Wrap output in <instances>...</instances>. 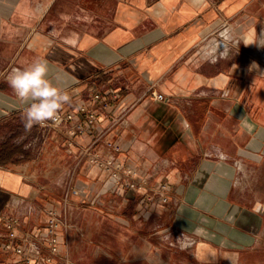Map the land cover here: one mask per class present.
<instances>
[{
	"label": "crops",
	"instance_id": "obj_1",
	"mask_svg": "<svg viewBox=\"0 0 264 264\" xmlns=\"http://www.w3.org/2000/svg\"><path fill=\"white\" fill-rule=\"evenodd\" d=\"M36 58L98 135L25 127L8 76ZM52 211L51 264H264V0H0V264L49 253Z\"/></svg>",
	"mask_w": 264,
	"mask_h": 264
},
{
	"label": "built area",
	"instance_id": "obj_2",
	"mask_svg": "<svg viewBox=\"0 0 264 264\" xmlns=\"http://www.w3.org/2000/svg\"><path fill=\"white\" fill-rule=\"evenodd\" d=\"M227 22H224L222 25V28L218 30L219 33H223L225 30H227ZM220 43V41H218ZM161 100H165L166 97L163 94H159L157 96ZM94 99H99L101 101L102 107L109 106V100L102 97L101 93H96L94 95ZM60 119L59 123H54L51 121H48L45 123V126H49L50 124L54 125H62L65 123H72L71 126V134L72 135H78L83 134L87 129L93 130V132H96V111L93 108H89L85 105H82L80 107V115H76L74 112H67L63 113L60 112ZM96 135L97 132H96ZM112 146L113 144L110 143ZM117 150L120 149L119 146H115ZM91 161L99 166L104 167L106 170L109 171L111 177L117 182V183H123L126 182L129 187L136 188L142 190L144 188V182H137L136 180L127 181L124 179V170L126 175H135L136 172L131 168H124L123 164L121 162L116 161L112 157L102 158L98 153H95L91 156ZM169 185L167 183H161L159 186H157L151 193L146 195V199L149 201H155L159 200L161 202H168L169 200ZM51 217L47 224V231L45 234L40 236V241L47 242L49 245V253L47 255L42 256L40 247L37 246V242H34L33 244L36 245L32 250H28L24 245H17L14 246L13 243L9 242L5 244V248L8 250H14L17 254H19L25 264H51L54 255L58 253V227L60 225L57 214L55 211H52ZM19 220L17 218H11L7 224L9 229H13L18 224ZM11 236H14V232H11ZM35 259H37L35 261Z\"/></svg>",
	"mask_w": 264,
	"mask_h": 264
},
{
	"label": "clouds",
	"instance_id": "obj_3",
	"mask_svg": "<svg viewBox=\"0 0 264 264\" xmlns=\"http://www.w3.org/2000/svg\"><path fill=\"white\" fill-rule=\"evenodd\" d=\"M47 74V61L36 58L26 67L14 68L8 76L16 97L27 104L24 111L26 128L34 124L43 126L48 121L59 123L61 110L72 102L69 93L56 87Z\"/></svg>",
	"mask_w": 264,
	"mask_h": 264
},
{
	"label": "bare ground",
	"instance_id": "obj_4",
	"mask_svg": "<svg viewBox=\"0 0 264 264\" xmlns=\"http://www.w3.org/2000/svg\"><path fill=\"white\" fill-rule=\"evenodd\" d=\"M226 35V34H225ZM228 36V35H227ZM229 38V37H228ZM217 40V39H216ZM207 43V42H206ZM263 54V53H262Z\"/></svg>",
	"mask_w": 264,
	"mask_h": 264
}]
</instances>
